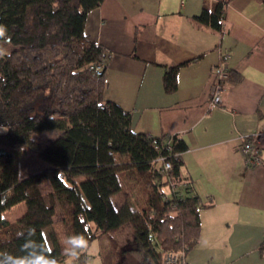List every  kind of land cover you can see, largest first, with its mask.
I'll return each instance as SVG.
<instances>
[{
	"label": "trees",
	"instance_id": "1",
	"mask_svg": "<svg viewBox=\"0 0 264 264\" xmlns=\"http://www.w3.org/2000/svg\"><path fill=\"white\" fill-rule=\"evenodd\" d=\"M103 1L0 0V25L11 36L10 43L0 38V251L22 254L31 228V238L46 243L57 264H91L88 251L67 260L52 227L58 206L68 237L83 234L90 246L108 236L101 264H165L169 252L185 256L200 239L201 200L171 188L173 182L188 184L179 157L187 143L177 135L135 132L132 112L105 98L109 48L85 32L89 13ZM231 1L205 4L194 19L222 31ZM183 64L166 70L167 91L177 89ZM241 78L229 69L225 82ZM56 128L63 132L49 144L36 140L35 134ZM170 136L172 168L164 170L154 141ZM27 147L49 166L21 179ZM123 190L137 193L132 198L127 191L118 207L113 196ZM21 202V216L5 215ZM126 227L132 246H122L118 236Z\"/></svg>",
	"mask_w": 264,
	"mask_h": 264
},
{
	"label": "crops",
	"instance_id": "2",
	"mask_svg": "<svg viewBox=\"0 0 264 264\" xmlns=\"http://www.w3.org/2000/svg\"><path fill=\"white\" fill-rule=\"evenodd\" d=\"M216 1L104 0L85 32L109 48L104 95L132 112L133 130L187 143L179 157L188 184L176 191L203 206L186 263L264 264V139L255 166L241 150L244 136L264 132V0H232L222 31L194 19ZM183 62L167 91L166 70ZM220 66L242 78L212 104Z\"/></svg>",
	"mask_w": 264,
	"mask_h": 264
},
{
	"label": "rangeland",
	"instance_id": "3",
	"mask_svg": "<svg viewBox=\"0 0 264 264\" xmlns=\"http://www.w3.org/2000/svg\"><path fill=\"white\" fill-rule=\"evenodd\" d=\"M222 103V102H221ZM61 129H47L44 130L41 133L35 134L36 140H38L41 145H47L49 144L54 138L58 137L62 134ZM49 166V163L42 161L38 158L36 155V151L32 147L26 148V153L23 155L20 161V178L23 179L30 175L31 173H35L37 171H40L46 167ZM84 177H81L79 179H83ZM128 184V183H127ZM126 184V185H127ZM128 186V185H127ZM43 191L45 194L51 190L50 183L46 182L42 185ZM132 198L135 197V193H137L135 190H127ZM127 191L123 190L113 196V200L115 204L119 207L123 202L127 199ZM26 210V205L24 202L19 203L12 209H9L6 211L5 215L9 217L10 219H17L19 216H21L24 211ZM63 218V213L60 209V207H57V214L55 216V222L53 223V229H55L58 239L60 241L61 247L64 252L65 245L67 244V238L68 235L65 231L64 225L61 221ZM132 230L130 227H126L124 230H121V232L118 234L121 240V245L124 246H132V243L130 242L132 240V234L130 232ZM108 243V236L101 237L100 239L95 240L88 249L89 253V262L91 264H101V256L99 255L100 246ZM120 253V251H119ZM67 260H70V258L66 257Z\"/></svg>",
	"mask_w": 264,
	"mask_h": 264
},
{
	"label": "built area",
	"instance_id": "4",
	"mask_svg": "<svg viewBox=\"0 0 264 264\" xmlns=\"http://www.w3.org/2000/svg\"><path fill=\"white\" fill-rule=\"evenodd\" d=\"M96 71L97 73L101 74L103 71V66L98 65L96 67ZM228 73H229V68L226 66L217 67L215 72L213 73L212 96H211L212 104H221L224 83L226 78L228 77ZM263 139H264L263 131H257L253 134L244 136V140L246 141L242 144L241 150L244 153L246 162L249 166H255L261 161L260 152L262 149ZM154 143L159 151L157 160L163 163L164 170L171 169L172 162L170 160V156L172 155L174 150L171 136L165 142H160L157 139H155ZM186 184L187 183L185 182H179V183L173 182L171 184V188L176 191V188L178 186L186 185ZM172 192L173 191L169 192V194H171ZM165 264H186V260L183 252H175V251L169 252L165 260Z\"/></svg>",
	"mask_w": 264,
	"mask_h": 264
},
{
	"label": "clouds",
	"instance_id": "5",
	"mask_svg": "<svg viewBox=\"0 0 264 264\" xmlns=\"http://www.w3.org/2000/svg\"><path fill=\"white\" fill-rule=\"evenodd\" d=\"M0 38L11 42L5 25H0ZM2 51V50H0ZM34 229L27 230V236L21 245L22 254L0 251V264H57V258L51 254L52 250L46 243L33 239ZM24 233H21L23 235ZM89 249V240L83 234H73L67 238L64 254L72 262L77 261Z\"/></svg>",
	"mask_w": 264,
	"mask_h": 264
}]
</instances>
